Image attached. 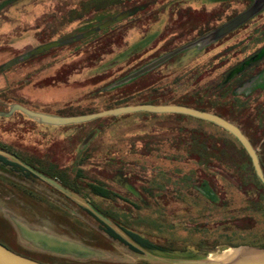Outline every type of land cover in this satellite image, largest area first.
I'll return each instance as SVG.
<instances>
[{
    "label": "rangeland",
    "instance_id": "obj_1",
    "mask_svg": "<svg viewBox=\"0 0 264 264\" xmlns=\"http://www.w3.org/2000/svg\"><path fill=\"white\" fill-rule=\"evenodd\" d=\"M262 49L264 0H0V147L57 168L115 225L0 155V240L44 264H217L264 249V189L223 129L176 114L65 126L7 116L14 104L63 117L104 111L149 68L153 87L136 98L162 95L243 122L264 162V57L241 67ZM97 183L109 198L92 193ZM13 220L98 256L33 250Z\"/></svg>",
    "mask_w": 264,
    "mask_h": 264
},
{
    "label": "water",
    "instance_id": "obj_2",
    "mask_svg": "<svg viewBox=\"0 0 264 264\" xmlns=\"http://www.w3.org/2000/svg\"><path fill=\"white\" fill-rule=\"evenodd\" d=\"M264 57V49H262L258 54L252 56L249 60L244 63V66L249 65L250 63L257 62ZM242 66V67H244ZM149 70L143 69L134 76L142 74L143 72ZM18 111L24 114L29 119L35 120L43 125L48 126H65L71 124H81L85 122H90L99 118L104 117H117L120 115L126 114H134V113H150V114H176V115H183L188 116L191 118H195L201 121H205L211 123L224 131L228 132L231 136H233L241 147L244 149L246 154L248 155L254 173L258 180L261 182L262 186L264 187V175L262 169L259 164V160L256 154L255 149L249 142V140L245 137V135L241 132V130L235 126L234 124L230 123L229 121L223 119L222 117L193 109L187 106L181 105H153V104H142V105H132V106H121L113 109L104 110L101 112H96L92 114L80 115V116H72V117H63V116H56V115H49L44 114L41 112H36L29 110L21 105L14 104L11 106L9 113ZM0 154L6 155L10 157L12 160L20 164L22 167L27 169L33 175L59 191L60 193L64 194L68 198L74 200L75 202L79 203L80 205L84 206L88 209L93 215H95L98 219H100L103 223L109 226L111 229H115V225L104 215L98 212L88 201L82 199L76 193L70 191L69 189L62 186L56 180L45 176L44 174L36 171L35 169L28 166L22 160L17 158L14 155L9 154L3 150H0ZM19 234L26 240L27 238L36 241L39 245L48 252L65 255V256H75V257H97L98 253L88 247H85L77 242L67 240L58 236H54L42 231L38 230H30L27 226L21 223L18 220H13ZM173 264H200L201 261L195 260H181V259H169L167 260ZM0 264H42L35 260L20 256L11 250L4 247L0 244ZM217 264H264V249H254L248 251H241L240 254L233 257L231 260L227 262H218Z\"/></svg>",
    "mask_w": 264,
    "mask_h": 264
},
{
    "label": "trees",
    "instance_id": "obj_3",
    "mask_svg": "<svg viewBox=\"0 0 264 264\" xmlns=\"http://www.w3.org/2000/svg\"><path fill=\"white\" fill-rule=\"evenodd\" d=\"M51 47H53V46H51ZM47 49L48 48H39L37 51L42 53V52H45V50H47ZM257 62H259V61H257ZM257 62L250 63L249 65H246V66H244V64H243L244 67H242V66L241 67L243 69H246V68L251 67L252 65L256 64ZM147 71L143 72L142 73L143 75L139 74V75L135 76V78H133L130 81L126 82V84L124 83L123 85H121L120 88L121 87H129L131 85H137L138 84V86H136L134 89H131L125 95L122 94V98L116 97L115 99H112L114 101V104L111 107L106 108V110L117 108V107H121V106L138 105V104H153V105L173 104V105L187 106V107H190V108H193V109H197V110H201V111H205V112H209V113L218 115V116L222 117L223 119L229 121L230 123L236 124V126L241 130V132L245 135V137L249 140V142L251 143V145L254 148V145H253L252 141L248 138L246 133L243 131L244 130L243 129V124H242L243 122H240V121L239 122H233L230 119H228L224 114L220 113L219 111L210 110L208 107L201 106V105H192V104H189L187 102L174 101L172 98H167L166 99L162 95L161 96L154 95V96H149V97L142 96V97H137L136 98V95H138V94H140V93H142L144 91H147L151 87H153V84H151V85H147L146 84L145 80L152 73V72H147ZM233 77L230 78L227 81V83L230 82L233 79ZM0 150H4V151H8V152L12 153L16 157H19L20 159H22L25 163H27L29 166H31L36 171L44 174L45 176H47L49 178L57 180V182H59L62 186H64L65 188L69 189L70 191L78 194L76 191H74V189L69 187V185L67 184L66 181H64L62 178H59L60 174L54 173L56 171H59L57 168H53V167H50V166H45L44 167V165L42 163H37L36 160L32 159L31 157L23 158L22 156H20V154L18 152H15L14 150L1 148V147H0ZM0 162L6 163L5 158L0 156ZM259 164H260V167H261L263 175H264V162L261 159H259ZM13 165L16 168H18L19 170H21L22 172L27 173L28 175L38 179L36 176H34L30 172L26 171L25 169H23L19 165H17V164H13ZM257 180H258V178H257ZM258 182L260 183L261 187L264 189V187L262 186L261 182L259 180H258ZM90 190L92 191V193L94 195H96L98 197H101V198H106L107 199L110 196L108 190L104 189L102 187V185L98 184V183L90 185ZM42 264H44V263H42Z\"/></svg>",
    "mask_w": 264,
    "mask_h": 264
},
{
    "label": "flooded vegetation",
    "instance_id": "obj_4",
    "mask_svg": "<svg viewBox=\"0 0 264 264\" xmlns=\"http://www.w3.org/2000/svg\"><path fill=\"white\" fill-rule=\"evenodd\" d=\"M4 151V150H3ZM5 152H8V151H5ZM9 154L13 155L12 153L8 152ZM0 155H3V154H0ZM3 156H6V155H3ZM15 156V155H14ZM19 158V157H17ZM20 159V158H19ZM22 160V159H20ZM23 161V160H22ZM24 162V161H23ZM17 165H19L20 167H22L20 164H18L17 162H15ZM25 163V162H24ZM27 164V163H26ZM28 165V164H27ZM29 166V165H28ZM31 167V166H30ZM23 169H25L24 167H22ZM32 168V167H31ZM26 171H28L27 169H25ZM29 172V171H28ZM31 173V172H30ZM32 174V173H31ZM35 176V175H34ZM14 224V222H13ZM15 226V224H14ZM16 228V226H15ZM30 230H32L31 228H29ZM26 241L29 243L28 245L30 246L31 249L33 250H40V251H45L40 245L39 243H37L36 241H32L30 239H26ZM0 244H2L4 247H6L7 249L11 250L12 252L20 255V256H23V257H26V258H29L25 253H23V251H20V250H16V249H12L10 246H8L4 241H1L0 240ZM28 246V247H29ZM30 259V258H29Z\"/></svg>",
    "mask_w": 264,
    "mask_h": 264
},
{
    "label": "bare ground",
    "instance_id": "obj_5",
    "mask_svg": "<svg viewBox=\"0 0 264 264\" xmlns=\"http://www.w3.org/2000/svg\"><path fill=\"white\" fill-rule=\"evenodd\" d=\"M238 254H240V252H231V253H229L227 256H225V259L227 260V261H229V260H231L233 257H235L236 255H238ZM226 262V261H225Z\"/></svg>",
    "mask_w": 264,
    "mask_h": 264
}]
</instances>
